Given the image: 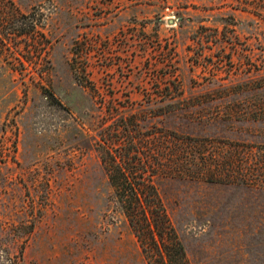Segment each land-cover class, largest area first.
I'll list each match as a JSON object with an SVG mask.
<instances>
[{"label":"rangeland","instance_id":"1","mask_svg":"<svg viewBox=\"0 0 264 264\" xmlns=\"http://www.w3.org/2000/svg\"><path fill=\"white\" fill-rule=\"evenodd\" d=\"M10 2L38 20L11 40ZM132 116L188 263L264 264V0H0L10 257L148 264L100 154Z\"/></svg>","mask_w":264,"mask_h":264},{"label":"trees","instance_id":"2","mask_svg":"<svg viewBox=\"0 0 264 264\" xmlns=\"http://www.w3.org/2000/svg\"><path fill=\"white\" fill-rule=\"evenodd\" d=\"M10 3V7L15 8L13 2ZM15 10L16 14L10 15V31L6 33L9 40L30 34L38 26L37 19L29 20L31 15ZM25 25L29 31H23ZM119 121L121 123H115L112 130H105L100 144L101 158L119 208L137 237L148 264H189L185 247L172 226L155 183L158 174L168 172L169 167L163 163L159 150L156 153L152 145H146V134L136 128L134 116ZM1 251L5 253V264H23L22 255L10 257L3 247ZM0 264H3L2 260Z\"/></svg>","mask_w":264,"mask_h":264}]
</instances>
